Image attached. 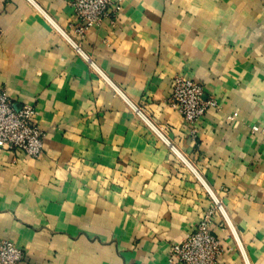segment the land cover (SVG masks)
<instances>
[{
    "label": "crops",
    "instance_id": "1",
    "mask_svg": "<svg viewBox=\"0 0 264 264\" xmlns=\"http://www.w3.org/2000/svg\"><path fill=\"white\" fill-rule=\"evenodd\" d=\"M74 22L69 0H0V90L44 132L37 158L0 149V240L21 264H178L212 194L217 264H264V0H123L79 40L94 68ZM175 77L218 103L195 137Z\"/></svg>",
    "mask_w": 264,
    "mask_h": 264
},
{
    "label": "built area",
    "instance_id": "2",
    "mask_svg": "<svg viewBox=\"0 0 264 264\" xmlns=\"http://www.w3.org/2000/svg\"><path fill=\"white\" fill-rule=\"evenodd\" d=\"M123 0H69L74 19L73 32L78 40L60 30L65 41L82 55L94 68L90 58L80 47L79 40L94 26L107 21L114 25L121 9ZM72 26V25H70ZM1 33V30H0ZM167 104L176 109L190 128V134L195 137L197 124L209 107L218 108V103L212 97H206L204 87L188 78L175 77L172 92L166 99ZM133 111L144 118L142 110L133 106ZM36 114L33 105L14 107L5 91L0 90V149H16L31 158H37L43 153L44 132L34 120ZM257 131V127H252ZM212 206L205 211L195 228L185 233L179 241L171 246L170 260L178 264H217L223 254V247L213 232L211 225L213 216L219 214L227 223L221 202L210 194ZM24 250L9 240H0V264H21Z\"/></svg>",
    "mask_w": 264,
    "mask_h": 264
}]
</instances>
